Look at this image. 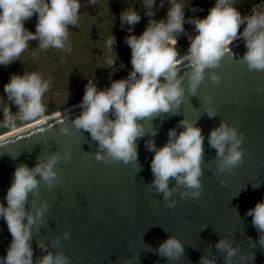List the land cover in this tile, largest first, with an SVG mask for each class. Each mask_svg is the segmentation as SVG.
<instances>
[{"label":"clouds","instance_id":"1","mask_svg":"<svg viewBox=\"0 0 264 264\" xmlns=\"http://www.w3.org/2000/svg\"><path fill=\"white\" fill-rule=\"evenodd\" d=\"M88 3L96 4V0H88ZM155 3L156 0H142L146 15L150 17L148 24L139 36L130 34L125 38L131 49L128 76L113 80L110 87L104 89H98L93 78H89L79 105L82 111L71 121L76 130L90 133L92 141L97 143L93 155L98 162L139 164L137 141L146 134L155 137L159 131L153 127L150 133L146 132L145 122H152L161 114H179L186 94L196 96L206 77L218 85L221 76L214 70L221 66L226 55L234 58L230 47L234 41H244L246 51L239 60L248 71L264 72V3L253 5L250 14L242 15L236 7L237 0H215L204 18L187 20L184 9L189 3L168 0L166 18L160 20L151 18L155 15ZM80 8V0H0V65L20 61L31 40H37L41 50L53 48L70 52L67 46L69 26L77 25ZM34 15L37 16L36 30L31 32L25 22ZM140 19L134 8L128 7L120 14L122 25L129 26V33ZM185 23L194 25L195 35H189V46L181 55L178 37L185 34ZM115 44L113 35L105 42L112 55L106 57L104 67H115L118 59ZM50 79H45L38 71L12 74L4 85L7 99L0 109L3 126L14 128L18 120L42 122L47 110L44 97L50 90ZM211 101V96L204 97L206 104L210 105ZM11 104L17 106V112L11 111ZM204 112L210 119L217 116L216 109L211 106ZM67 118L59 129L61 134L70 131ZM178 127L183 130L177 133L176 128L170 129L168 140L161 147L151 138L145 142L146 149L154 153L150 164L154 179L146 186L150 192L154 189L157 195L162 194L164 207L169 209L178 203L173 199L178 190L181 199H197L203 191L205 137L202 129L196 121L186 117L179 121ZM207 139L209 146L216 150L212 163L218 172L231 174L242 164L245 156L242 145L247 137L234 125L221 119ZM71 158L70 150H65L63 155L59 151L41 153L34 167L23 163L15 167L5 197L7 205L0 202V218L6 222L12 237L6 256L0 257V264H71L70 257L62 250L53 252L43 241L37 245L43 253L40 257L34 258L32 248L33 229L39 231L44 214L50 208L47 201L38 203L36 199L40 183L43 181L48 189L54 188L60 180L56 166L61 160L68 162ZM172 181L174 185L170 187ZM224 183L221 181V185ZM246 215L252 217V225L259 233L258 244L264 248V200L258 201ZM62 236L67 240L70 233L64 231ZM250 242L253 248L257 246L251 239ZM60 243L61 238L55 237L51 247L57 248ZM184 245L179 238L169 235L155 251L172 264L183 257ZM215 248L223 254L225 264H234L233 258L238 254L241 262L247 259L227 237L219 239ZM123 264H130V261L126 259ZM199 264H216V258L202 255Z\"/></svg>","mask_w":264,"mask_h":264},{"label":"water","instance_id":"2","mask_svg":"<svg viewBox=\"0 0 264 264\" xmlns=\"http://www.w3.org/2000/svg\"><path fill=\"white\" fill-rule=\"evenodd\" d=\"M230 47L234 58L226 55L214 70L221 76L218 85L206 77L196 96L186 94L179 114H161L145 122L146 132L153 127L159 131L155 137L146 134L137 141L141 168L137 163L95 160L97 143L90 133L76 130L71 123L81 113L82 101L0 138V202L5 206L18 164L31 168L41 153H72L68 162L61 160L56 166L60 180L54 188L40 183L36 199L38 203L47 201L50 208L39 231L33 229L34 258L43 254L37 246L43 241L53 252L62 250L71 264H123L126 259L130 264H168L167 258L155 250L173 235L185 244V251L172 264H199L202 255L215 256L216 264H225L223 254L215 248L222 237L247 256L241 262L238 254L234 264H264L259 233L252 217L246 215L264 200V72H249L239 60L246 51L243 39ZM205 96L212 97L210 105L204 102ZM208 106L216 109L217 116H207L204 111ZM66 116L70 131L61 134L59 129ZM185 117L196 121L205 137L203 191L197 199H181L178 190L173 196L178 203L169 209L164 207L162 194L157 195L154 189L150 192L146 186L154 179L150 167L154 153L146 149L145 142L151 138L157 147L163 146L170 129L176 128L177 133L183 130L178 123ZM221 119L247 137L242 145L243 162L231 174L216 170L212 163L216 150L207 139ZM221 181L225 183L221 185ZM256 185L259 187L253 188ZM64 231L70 233L67 240L63 239ZM55 237H60L61 243L52 248ZM250 239L256 242L255 248ZM11 240L6 222L0 218V257L6 256Z\"/></svg>","mask_w":264,"mask_h":264},{"label":"rangeland","instance_id":"3","mask_svg":"<svg viewBox=\"0 0 264 264\" xmlns=\"http://www.w3.org/2000/svg\"><path fill=\"white\" fill-rule=\"evenodd\" d=\"M71 51H62L49 48L47 50L29 49L20 61L10 64L8 78L12 74L22 75L25 71H38L45 79H50V90L44 97L46 105L45 116L66 109L69 106L82 101L85 85L89 78H93L98 89L110 87L113 80L126 78L131 71V50H123L117 53L118 59L114 68L104 67L107 56L112 55L106 48L103 57H95L86 49L84 44H68ZM101 51L103 49H100ZM99 56V55H98ZM0 73V109L6 103L4 85L7 83ZM11 111L17 112L16 105L11 104ZM3 114L0 112V136L25 126L26 123L17 121L14 128L3 126ZM2 133V134H1Z\"/></svg>","mask_w":264,"mask_h":264},{"label":"flooded vegetation","instance_id":"4","mask_svg":"<svg viewBox=\"0 0 264 264\" xmlns=\"http://www.w3.org/2000/svg\"><path fill=\"white\" fill-rule=\"evenodd\" d=\"M162 2L163 6L161 7ZM180 2L189 3L184 9L186 20L189 18H204L208 14L209 9L215 4V0H180ZM237 2L236 7L241 14L248 15L251 13L253 5L264 3V0H237ZM80 3L81 8L79 10L80 16L78 23L74 27L69 26L70 35L68 44H84L86 49H92L90 52L94 54V58L103 57L102 54L106 49L105 42L111 35L116 39L114 46L116 54L127 50L129 46L125 43V38L130 34L137 36L142 34L150 19L146 15L147 9L143 7L142 0H96V4H89L88 0H80ZM128 7L134 8L141 16L140 21L133 27L132 33L128 31L129 26L126 24L122 25L120 20L121 12ZM168 7V0H156L153 6L155 15L151 18L156 20L166 18ZM36 22L37 16L34 15L30 20L25 22V27L29 31L35 32ZM184 28L185 34L178 37L177 45L181 55L187 51L189 35H195L194 25L185 23ZM240 31H243V26H241ZM38 44L39 42L37 40L29 41L30 46L21 57L29 49H38ZM100 49L103 50L101 51ZM9 67L10 65H0V73L8 82L9 78L7 75L8 70H10Z\"/></svg>","mask_w":264,"mask_h":264},{"label":"bare ground","instance_id":"5","mask_svg":"<svg viewBox=\"0 0 264 264\" xmlns=\"http://www.w3.org/2000/svg\"><path fill=\"white\" fill-rule=\"evenodd\" d=\"M26 126V125H25ZM24 127V126H23ZM23 127H21V128H23ZM21 128H19V129H21ZM19 129H16V130H19ZM15 131V130H14ZM14 131H11V132H14ZM11 132H8V133H6V134H4V135H1L0 136V138L2 137V136H5V135H7V134H10Z\"/></svg>","mask_w":264,"mask_h":264}]
</instances>
